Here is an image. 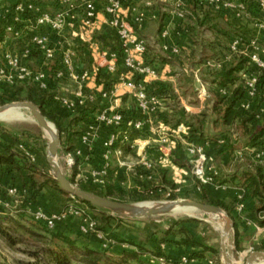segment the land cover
I'll use <instances>...</instances> for the list:
<instances>
[{
  "label": "crops",
  "instance_id": "0c3cea01",
  "mask_svg": "<svg viewBox=\"0 0 264 264\" xmlns=\"http://www.w3.org/2000/svg\"><path fill=\"white\" fill-rule=\"evenodd\" d=\"M18 1L20 0L0 1L1 29L4 30V25L11 21V16L6 10ZM29 1L38 5L45 12H53L57 7L56 0ZM150 1V6L145 5V0L133 1L136 12L142 11L144 13V20L138 29V33L147 43L146 62L158 74V78L155 80L144 79L145 90L162 98L163 106L160 111L167 114L168 117L173 116L179 108L183 109L186 116L193 121L195 120L193 117H199V119L204 117L205 134L214 136L212 134L216 132L215 130L227 129L217 121L213 112L215 93L217 90L230 92L235 87L242 86L240 78L226 88L218 86L215 79V74L232 58L236 57L225 60L229 53V39L233 36L230 27L238 24L240 19H237L230 11L214 10L209 5L199 4L197 0L185 1V13L184 17L181 18L172 10L173 0ZM262 13L264 14V12ZM257 15L250 12L251 20H258V17L262 18L261 15ZM242 25L241 28L236 25V28L244 34L236 33L243 36L250 35L251 33L246 32L251 29L246 28L244 24ZM18 27L21 33L20 37H6L5 33L3 35L0 42V67L4 65L2 53L5 49L17 53L23 63L31 68L42 67V53L32 42V39L40 33H45L49 37V46L54 54L47 69L52 91H47V95L44 96L43 109L54 118L56 124L54 122L53 124L60 132L61 142L58 156L65 150L79 149L81 153L76 161L85 170L100 165L102 142L110 133V128L99 123L96 119V116L103 111L120 112L127 121L143 120L142 130L132 133V136H139L147 141L146 148L151 157L160 155L159 152L158 154L157 151L150 150L155 148L154 146H157L158 143L153 134V129L160 121L158 114L153 119L147 120V117L142 116L138 111L135 97L126 91L121 83V74L125 69L121 64L120 54L116 71L109 72L105 67H102L95 72L89 49L86 45L78 42L67 29L57 32L47 26H36L34 25V17L30 12L22 17ZM162 32H165V36L161 35ZM96 38L100 48L120 52L119 37L109 25L104 23ZM66 49L73 53L72 71L62 66V54ZM26 50L28 51L27 54L25 53ZM224 54L225 56H223ZM59 67L64 69L62 74L58 77H52L54 71ZM84 72L88 74V77L82 79L81 74ZM23 84L10 86L3 79H0V97H2L1 95L4 97L5 95L20 93L18 89ZM201 85L206 94L203 100L198 97V89ZM78 91L81 92L80 96L77 94ZM49 93L52 95L49 96ZM33 94L40 96L36 92ZM64 101L70 105L65 104ZM263 106L261 105L256 110L257 117L263 116L261 112ZM218 134L215 133L214 137L217 141L222 138L225 139L224 143H220L226 144L227 147L221 153L222 158L225 159L228 155L227 149L233 144V140L229 137L225 138L224 132ZM83 137H86V141L83 140ZM48 142L49 138L43 135L40 140L35 142L32 138H27L25 132L0 125V151L3 146L10 145L23 154L24 163H26L25 166L19 162L20 160H17L16 167L7 164L0 166V210L8 211L11 214L14 211L15 213L25 212L31 215L37 207H41L47 212H54L71 205L90 214L92 209L87 207L85 203L71 200L59 193L49 183H43L41 187H38V184L43 182V179H40L42 178L40 173L50 174V165L47 162ZM88 142L93 143V151H88ZM20 146L31 153L33 160L24 154ZM245 154L254 160L250 152H245ZM124 156L131 162L136 160L131 157L130 152L124 153ZM139 168L141 167L135 166L132 171L120 169L117 165V157L114 156L106 184H112L116 191L118 184L122 183L120 181L123 180H126L127 183H133V181L145 183L144 177L137 171ZM262 168L264 170V165ZM155 178H157L156 174L154 175ZM33 181L38 184L34 185ZM137 188L135 187L136 190ZM9 189H15V196L19 201L18 205L11 204L7 195ZM207 189L212 193L209 197L213 199H224L227 202L237 199V203L230 211V216L233 218L234 224V243L236 240L240 249H249L264 242V225H259L246 217L249 210L258 204L256 198L244 196L243 187L238 188L227 183L220 184L216 178L208 184ZM238 195H242V197L238 198ZM239 205H242L241 210H239ZM260 218L262 217L260 216ZM81 223L82 216L71 215L65 221L57 222L51 230L67 235L80 246L106 251L113 256H119L123 251H134L141 260L149 262V256L155 255L154 249L157 239H154L153 236L146 240L148 246L144 245V247H147V250L140 247L142 240H139L138 236H128L125 233L118 235L119 237L113 244L106 245L105 239L97 235L81 236L79 232ZM173 228H176V225L172 226V232L165 237V241L159 243V248L166 258L178 261L184 254L189 257V254L196 252L197 256L189 257L188 264H208L209 261L214 264V260L209 256L208 251L202 250L201 246L187 244L183 238L179 239L177 236L176 238L172 236L178 234V236L184 237L183 234L177 232L179 228L176 231ZM188 249L191 250L190 253L186 252Z\"/></svg>",
  "mask_w": 264,
  "mask_h": 264
},
{
  "label": "built area",
  "instance_id": "2783aa9c",
  "mask_svg": "<svg viewBox=\"0 0 264 264\" xmlns=\"http://www.w3.org/2000/svg\"><path fill=\"white\" fill-rule=\"evenodd\" d=\"M1 1V0H0ZM134 0H56L57 7L53 12H45L38 5L29 0H20L6 12L11 16V21L4 25L6 37H20L19 24L22 17L30 12L34 17V25L47 26L53 31H70L71 35L81 44L87 46L93 62L95 72L102 67L107 71L117 70V60L119 54L124 72L121 74L122 85L126 91L131 93L136 99V105L140 114L146 119H153L160 112L163 106L161 97L147 92L143 84L144 79L155 80L158 78L157 72L146 62L147 43L138 33V29L143 23L144 13L136 12L133 4ZM186 0H173V12L179 17H184ZM199 4L211 6L214 10L230 11L236 18L244 20L250 17V9L255 8L264 12V0H197ZM151 1L145 0V5L150 6ZM113 28L120 41V52L102 49L97 41V34L103 24ZM254 34L244 37L236 35L228 43L229 60L234 56H244L248 58V66L240 72L244 97L239 101V108L243 111L256 110L264 105V92L261 90L260 81L264 74V20L255 21ZM165 36V32H162ZM49 37L45 33H40L33 37L32 42L40 49L42 53V67L31 68L21 60L20 56L9 49L2 53L4 65L0 67V79L6 84L15 86L21 83H31L39 91H46L50 87L49 73L47 69L53 60V51L49 46ZM27 54L28 51L26 50ZM72 51L64 50L62 54V66L72 71ZM59 67L52 74L60 76L64 71ZM88 77L86 72L81 74V78ZM79 96L81 92L77 93ZM205 89L201 85L198 89L199 99L205 98ZM65 104L70 105L66 101ZM264 116V106L261 111ZM256 116H258L256 114ZM99 123H103L110 128L109 136L102 142L101 163L96 167L87 170L81 164H78L76 158L80 156L79 149L65 150L58 156L57 161L63 174L70 180L72 185L77 188L91 187L101 190L105 188L108 172L112 165V158L117 157V165L120 169L132 171L135 166L150 174L144 176L145 180H154L155 161L147 151V141L139 136H132V133L140 132L143 128V120H126L122 113L114 111H103L96 116ZM189 126L184 122H179L175 126L169 123L159 121L156 128L153 129L159 148L160 155L158 162L160 168L171 170L172 180L175 183L184 182L182 175L186 174L184 168L174 165L171 162L172 152L178 141H182L186 153L191 156V174L198 181L199 186L207 185L214 179L210 164V158L206 155L208 142L203 146H196L191 142L184 140L183 136L188 133ZM86 141V137H83ZM118 146H115L116 142ZM225 139H219L218 143H224ZM127 144L130 149L135 151L136 160L131 162L124 156L121 145ZM24 154L33 160L31 153L23 146H20ZM88 151H93L92 142H88ZM245 152H250L253 159L264 165V142L259 147H244L235 151V154L242 158ZM197 186V189H199ZM242 192H244L242 190ZM7 195L13 205H18L19 201L15 196V189H9ZM242 195H238L241 198ZM71 200L76 201L74 197L69 196ZM7 206V204H6ZM242 205H239L241 210ZM19 212V210H17ZM71 215L82 216V223L79 232L82 235H97L105 239L106 245L113 244L111 237L107 233L97 229V222L83 209L71 205L65 208L47 212L41 207L35 208L32 218L46 228L52 229L57 222L65 221ZM264 219V215L262 216ZM249 223H251L249 221ZM189 257L183 255L178 261L169 258L150 255L149 262L152 264H188ZM211 264V261L208 262Z\"/></svg>",
  "mask_w": 264,
  "mask_h": 264
},
{
  "label": "rangeland",
  "instance_id": "374dc122",
  "mask_svg": "<svg viewBox=\"0 0 264 264\" xmlns=\"http://www.w3.org/2000/svg\"><path fill=\"white\" fill-rule=\"evenodd\" d=\"M250 12L252 14H258L257 16L261 15L262 18L258 17V20H264V14H261L262 11L251 8ZM258 20H251L250 17L242 21L238 20V24L230 27L231 35H233L231 36V38L238 35L237 33L244 34L240 31V29H238L243 26L242 24L246 25V28L251 29L246 33H251L248 36H252L255 33L253 30V24ZM236 25H238V28H236ZM223 56H225V54ZM28 88L32 89L31 83H24L23 85L19 86L20 91L23 89L27 90ZM261 90L264 92V87H261ZM1 96L2 97L0 98L5 101V103L3 104L15 102L9 101V96ZM17 101L28 100L21 99ZM18 111L21 113V119L6 120L5 117L0 116V125L10 127L11 129H16V131L25 132L27 133V138H32L35 142L37 140H40L42 135L49 138V135L38 126L35 119L28 110ZM215 131L216 134L224 132L226 135L224 137L231 138L233 140V144L230 145V148L227 149V152L225 151L228 154L225 159H223L221 156L222 152L214 153L209 156L210 164L212 165L215 174L213 172L209 173L213 174L214 178H216L217 180L221 179L225 181L222 182V184L227 183L234 187H242L243 174L246 171H254L259 166L262 169V165L252 160L251 157L247 154H245L242 158L238 157L235 154L236 150L242 149L246 145H249L247 144V138L244 136L241 129L228 128L225 130L222 129ZM215 133L212 134L214 136L210 137L214 138ZM154 147L155 148L150 150L157 151L158 153L160 148L158 146V143L157 146ZM224 148L226 149V147ZM130 154L131 157H133L135 160V151L134 153L130 151ZM189 158L192 157L189 156ZM151 159L155 161L154 172H156L160 168L159 162L157 160L158 156L155 155V157H151ZM189 164L191 165L190 161ZM191 167L192 166H190V170ZM49 169L50 174L52 175L50 166ZM137 171L142 176L150 174L149 172L142 170V168H139V170L137 169ZM185 171L186 174L182 175L185 181L181 183H175L172 180V173L170 169L165 173V180L163 182H161L158 178L150 181L145 180V183L142 184L149 187V190H147L146 192L142 191L141 186L138 185L136 181H133V183H127L126 180L120 181L122 183L118 184V188L116 189L114 198H116L115 200L127 203H150L152 205L179 199H191L202 203H207L206 198H208L209 195L212 194L207 189L208 184L199 186L198 181L192 176L191 172H188L187 170ZM197 186H199V189H197ZM135 187H138V193L135 191ZM138 195L142 198L136 199V196ZM258 205L264 206V201L260 203L258 202ZM171 212L157 213L148 217H134L130 215L123 216L110 212L109 210L100 209L91 210L89 215L96 220L97 229L103 231L104 233H107V237H111L113 241L117 240V238L119 237L118 235H122L123 233L127 234L128 236L136 235L138 236L139 240H142V246L140 247L144 250H147V247H144V245L148 246L146 240H149L152 236L157 240L162 238L164 236V231L171 227L173 223H178L176 225V228H173L175 229V231L180 227H187L191 235L190 237H192L194 241H198L207 247H212V249H214V253L208 251L209 256L212 257L214 261L220 260L221 262V230L217 223L212 220L209 215L202 214L196 211L193 215L175 214L173 211ZM261 215H264V210L261 212ZM34 222L35 220L28 213H15L13 211L11 214L8 211L0 210V228L4 230L3 233L0 232V264H52L48 260L45 253L41 251L39 252L38 250V247H42V245H45V242L42 243V241H39L36 237L30 235L26 230L27 228L30 229L34 225ZM172 236H175V238L177 236V238L179 239L183 238L184 241H187V244L191 243L185 236H178V234H174ZM191 244L194 246V243ZM259 248L260 245L252 246L249 249L238 250H236L234 247L232 259L235 264H244L246 256L249 255L252 251L264 252V249ZM190 251L191 250L188 249L186 252L190 253ZM184 255L188 257V255ZM76 261L77 260H74L72 264H79Z\"/></svg>",
  "mask_w": 264,
  "mask_h": 264
},
{
  "label": "trees",
  "instance_id": "16d2710c",
  "mask_svg": "<svg viewBox=\"0 0 264 264\" xmlns=\"http://www.w3.org/2000/svg\"><path fill=\"white\" fill-rule=\"evenodd\" d=\"M4 30L0 28V42L3 39ZM248 66V58L244 56H236L232 58L227 64H225L216 74L215 79L217 80V85L226 88L229 85L235 83L240 78V72L245 70ZM260 87H264V74L260 81ZM34 89V90H33ZM20 91V89H18ZM24 90V89H23ZM21 90L20 93H14L9 96V101H17V100H28L37 105L41 111V113L49 120L55 123L54 118L46 113L43 109L44 96L47 95V91L51 90L50 86L46 91H39L35 86L32 85V89L28 88L24 91ZM23 91V92H22ZM22 92V93H21ZM33 92H36L40 96L34 95ZM24 93V96H23ZM22 94V95H21ZM52 95V93H49ZM24 97V98H22ZM215 99L213 104V112L216 115L217 121L227 129H235L239 128L243 131L244 136L247 138L248 147H259L263 144L264 138V116H256L254 110L252 111H243L239 108V101L244 97V89L242 86H237L230 92L228 91H218L215 93ZM5 103L3 99L0 98V104ZM204 118V117H203ZM203 118L199 119V117H193L194 121L191 118H188L185 114V111L181 108L175 111V114L171 117H168L167 114L162 113L161 111L158 113V119L163 123H169L175 126L179 122H184L189 126L188 133L183 136L184 140L187 142H191L196 146H203L206 142L209 145L206 147V155L209 157L214 153H220L223 151V148L226 147L218 143L216 138L207 136L204 131V121ZM56 124V123H55ZM119 142L115 143V146H118ZM227 148V147H226ZM121 149L123 154L134 150L130 149L127 144H122ZM21 162L22 165L26 166L25 157L23 154L16 149H13L12 146L6 145L2 147L0 151V166L3 164H7L8 166H17L16 161ZM190 158L186 153V149L182 141H178L175 149L172 152L171 162L174 165L184 168L188 172L190 170L189 164ZM167 168H159L156 171L157 178L163 182L165 180V173L168 172ZM1 174V168H0ZM40 176L43 178V182L38 184L33 181L34 185L38 184V187L44 184H50L53 188H55L59 193L63 194L66 197L69 195L60 189L58 183L54 179V177L49 173H40ZM219 178V177H218ZM234 178V177H232ZM232 180V179H231ZM138 185L141 186L142 191L146 192L149 190V187L142 184L141 181H136ZM218 182L222 184L225 182L221 179H218ZM243 190L244 196H250L252 198H256L257 201H264V170L261 167H257L254 171H246L243 174ZM83 189L90 190L95 192L101 196L109 197L111 199H116L115 193L116 191L113 188L112 184H106L105 188L98 190L91 187H82ZM137 192V190L135 189ZM138 193V192H137ZM142 198L141 196H136V199ZM79 201L77 198H75ZM207 203L216 205L223 210H225L229 215L230 211L233 209L235 203H237V199L235 201L227 202L224 199H213L211 197L206 198ZM85 203V202H83ZM87 207L92 210H100L89 203H85ZM264 210V206L256 205L252 207L246 217L256 222L259 225H264V219L260 218L261 212ZM232 218V217H231ZM233 219V218H232ZM178 223H173L172 226L177 225ZM172 226L169 227L166 231H164V236L157 240L156 247L154 249V254L156 256L165 257L159 248V243L165 241V237L172 232ZM234 227V224H233ZM27 232L36 237L42 243L45 242V245L42 247H38L39 252H44L47 256L48 260L52 264H72L74 260H77L79 264H152L150 262H145L139 258V255L134 251H123L119 256H113L108 254L106 251H99L87 246H80L76 243L74 239L69 238L67 235H64L60 232H54L51 229L46 228L43 224L39 222H34V225L29 229H26ZM0 232H4L3 229L0 228ZM178 233L183 234L187 237L191 243L194 245L201 246L203 250L213 252L214 249L212 247H207L205 245L200 244L197 241H194L192 237H190V233L187 228L180 227L177 231ZM83 237H88L82 235ZM235 249H240L235 240L234 243ZM259 249H264V242L260 245ZM214 253V252H213ZM76 254V255H75ZM77 256V257H76ZM197 253H192L189 255L190 258L196 257ZM214 264H221L220 260L214 261Z\"/></svg>",
  "mask_w": 264,
  "mask_h": 264
},
{
  "label": "water",
  "instance_id": "95a60500",
  "mask_svg": "<svg viewBox=\"0 0 264 264\" xmlns=\"http://www.w3.org/2000/svg\"><path fill=\"white\" fill-rule=\"evenodd\" d=\"M9 109L28 110L38 126L48 133L47 162L60 189L69 196L77 198L80 202L89 203L99 209L109 210L110 212L123 216L130 215L134 217H148L157 213H163L175 205L192 207L199 213L209 215L221 227V264H235L232 259L235 238L233 219L225 210L210 203H202L191 199L173 200L164 208H143L138 203H127L101 196L87 189L77 188L63 174L58 164L57 158L61 139L60 132L55 128L54 124L41 113L39 107L33 102L15 101L0 105V114ZM225 237H228L227 244L224 243ZM261 260H264V252L252 251L246 256L244 264H255Z\"/></svg>",
  "mask_w": 264,
  "mask_h": 264
},
{
  "label": "bare ground",
  "instance_id": "6f19581e",
  "mask_svg": "<svg viewBox=\"0 0 264 264\" xmlns=\"http://www.w3.org/2000/svg\"><path fill=\"white\" fill-rule=\"evenodd\" d=\"M19 109H9L6 112L0 114L1 117H5L6 120H15V119H21V113L18 111ZM4 119V118H3ZM47 133V132H46ZM48 134V133H47ZM49 137V136H48ZM170 202H161L159 204L156 205H152L150 203H138L139 206L143 207V208H164L166 207ZM173 211L175 214H186V215H193L194 212L196 211L194 208L192 207H187V206H180V205H175L173 208L171 209H167L166 211H164L163 213L166 212H171ZM198 212V211H196ZM172 213V212H171ZM221 230V227H219ZM228 242V237H225L224 239V243L227 244ZM255 264H264V260L259 261L258 263Z\"/></svg>",
  "mask_w": 264,
  "mask_h": 264
}]
</instances>
